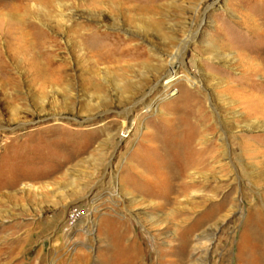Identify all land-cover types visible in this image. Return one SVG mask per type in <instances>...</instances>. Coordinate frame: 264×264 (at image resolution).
Listing matches in <instances>:
<instances>
[{"label": "rangeland", "instance_id": "rangeland-1", "mask_svg": "<svg viewBox=\"0 0 264 264\" xmlns=\"http://www.w3.org/2000/svg\"><path fill=\"white\" fill-rule=\"evenodd\" d=\"M253 96L264 0H0V264H264Z\"/></svg>", "mask_w": 264, "mask_h": 264}, {"label": "bare ground", "instance_id": "bare-ground-1", "mask_svg": "<svg viewBox=\"0 0 264 264\" xmlns=\"http://www.w3.org/2000/svg\"><path fill=\"white\" fill-rule=\"evenodd\" d=\"M28 35V34H27ZM184 50V49H183ZM182 54H183V51H182ZM182 58V57H181ZM48 73V71H47ZM46 75V74H45ZM49 77V76H48ZM244 90V89H243ZM241 91V94L245 95L246 91L244 90ZM246 90H248V88H246ZM146 95H147V92L143 95L142 99L140 100V103H144L145 101V98H146ZM250 105H254L256 109H260L261 110V114L264 113V98H257L255 96H253V99L250 101V102H247ZM248 104H246V106L248 107ZM254 111H257V110H254ZM253 111V112H254ZM131 112V109L127 110L126 113H127V116L128 114H130ZM252 112V111H251ZM258 112V111H257ZM264 152V151H263ZM261 153V152H260ZM264 160V159H263ZM193 161H190V164L191 165H194V162L192 163ZM73 231V227L70 229V232ZM195 251H198V250H203L201 245L199 243H196L194 245V248H193Z\"/></svg>", "mask_w": 264, "mask_h": 264}]
</instances>
